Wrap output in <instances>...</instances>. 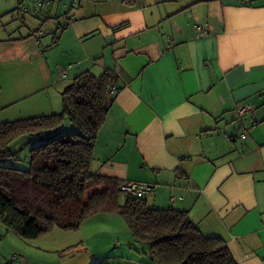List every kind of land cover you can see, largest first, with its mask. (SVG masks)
<instances>
[{
  "label": "crops",
  "instance_id": "0c3cea01",
  "mask_svg": "<svg viewBox=\"0 0 264 264\" xmlns=\"http://www.w3.org/2000/svg\"><path fill=\"white\" fill-rule=\"evenodd\" d=\"M133 2L6 5L1 112L6 121L59 113L77 75L111 68L115 98L92 172L155 185L149 206L188 212L203 235L225 241L237 264H264V0ZM121 229L125 241L112 238L122 254L109 264H158Z\"/></svg>",
  "mask_w": 264,
  "mask_h": 264
},
{
  "label": "trees",
  "instance_id": "16d2710c",
  "mask_svg": "<svg viewBox=\"0 0 264 264\" xmlns=\"http://www.w3.org/2000/svg\"><path fill=\"white\" fill-rule=\"evenodd\" d=\"M115 83L111 68L98 76L85 71L64 87L61 112L0 119L3 163L16 159L10 148L16 138L30 135L39 141L29 150V169L0 163V223L32 240L55 227L76 230L95 215L110 214L123 220L131 236L149 248L158 264H237L225 241L203 235L188 212L151 207L145 198L125 195L118 179L92 172L95 141L114 102L110 91ZM66 119L75 129L61 134Z\"/></svg>",
  "mask_w": 264,
  "mask_h": 264
},
{
  "label": "rangeland",
  "instance_id": "374dc122",
  "mask_svg": "<svg viewBox=\"0 0 264 264\" xmlns=\"http://www.w3.org/2000/svg\"><path fill=\"white\" fill-rule=\"evenodd\" d=\"M13 1L16 0H0V12L5 10L6 5L12 6ZM42 30L45 31L44 37H51L46 32L47 28ZM3 85L7 92L9 85L5 84V80ZM20 105L22 104H17L18 110L21 108ZM6 118H8L7 113L0 111V119L6 121ZM74 129L75 126L66 119L61 134L69 133ZM31 138L36 140V137L30 135L16 138L10 144L11 152L15 154L16 159H8L6 161L9 162L6 163H3L5 160H0V163L22 170L29 169L27 161L29 150L39 143V141L31 143ZM91 193L92 191H89L87 195ZM98 217L101 218H95L94 224L82 223L78 229L67 231L55 227L52 231L32 240L21 238L0 223V264H87V261L92 263L101 261L109 264L108 262H114L113 254L120 255L122 252L117 248L113 249L112 236L116 233L115 239L119 240V243L124 242L125 235L121 228L127 229V227L118 216L98 214ZM98 219L114 220L102 223V220ZM91 254L95 257H90Z\"/></svg>",
  "mask_w": 264,
  "mask_h": 264
},
{
  "label": "built area",
  "instance_id": "2783aa9c",
  "mask_svg": "<svg viewBox=\"0 0 264 264\" xmlns=\"http://www.w3.org/2000/svg\"><path fill=\"white\" fill-rule=\"evenodd\" d=\"M201 32L205 33V30L201 29ZM61 74L64 75V72L62 71ZM115 91H116L115 87H112L110 93L114 94ZM246 112H247V109L243 107L237 109L238 115L242 116ZM119 187H120V190L125 195L134 197L137 199H142V198H145V196H147L155 188V185H146L144 183H135L133 181L122 180Z\"/></svg>",
  "mask_w": 264,
  "mask_h": 264
},
{
  "label": "water",
  "instance_id": "95a60500",
  "mask_svg": "<svg viewBox=\"0 0 264 264\" xmlns=\"http://www.w3.org/2000/svg\"><path fill=\"white\" fill-rule=\"evenodd\" d=\"M46 133H43V135H45Z\"/></svg>",
  "mask_w": 264,
  "mask_h": 264
}]
</instances>
